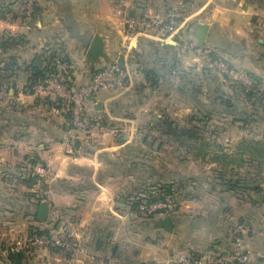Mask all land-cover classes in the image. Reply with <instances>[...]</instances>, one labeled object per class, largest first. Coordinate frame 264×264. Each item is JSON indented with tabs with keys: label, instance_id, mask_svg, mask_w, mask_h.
<instances>
[{
	"label": "crops",
	"instance_id": "1",
	"mask_svg": "<svg viewBox=\"0 0 264 264\" xmlns=\"http://www.w3.org/2000/svg\"><path fill=\"white\" fill-rule=\"evenodd\" d=\"M173 7L186 9L196 39L199 25H208L205 44L216 57L251 75L253 89L222 82L176 43L127 37L116 16L120 10L152 15ZM20 12L19 0H0V252L32 229L54 234L69 229L70 250L31 248L18 264H163L168 256L227 248L232 224L240 221L247 227L246 247L254 264H264V101L255 92L264 89V0H38L31 28L24 26ZM96 35L104 38L108 58L92 68L86 58ZM48 53L73 65L78 87L121 56L130 76L125 88L103 91L87 103L88 113L100 124L89 141L80 140L73 148L65 144L72 126L61 104L27 89L33 67L43 68ZM250 91L253 98L248 97ZM174 94L184 113H192L187 119L197 124L195 132H180L182 143L160 127L171 121L167 113ZM209 120L213 143L200 142L196 150L189 143L202 140ZM223 121L230 135L236 131L229 148L218 143L228 133L222 130ZM161 136L176 138L190 153H217L212 159L199 157L204 160L200 168L209 167L207 175L215 173V182L187 188L188 197L173 216V232L160 227L163 217L147 221L131 210L132 201L154 186H190V180L201 176L191 171L189 159L159 166L154 155L171 149ZM33 156L47 176L33 174L29 182L14 179ZM243 166L255 167L260 174L261 191H250L251 203H242L223 187L227 180L217 177L227 171L238 175L236 170ZM44 196L48 216L40 220L39 201ZM10 256H3L2 264H17Z\"/></svg>",
	"mask_w": 264,
	"mask_h": 264
},
{
	"label": "built area",
	"instance_id": "2",
	"mask_svg": "<svg viewBox=\"0 0 264 264\" xmlns=\"http://www.w3.org/2000/svg\"><path fill=\"white\" fill-rule=\"evenodd\" d=\"M20 7L24 26L33 27L36 24L38 0H22ZM116 16H118L119 25L127 37L143 36L160 43L175 42L183 54L195 55L202 60L205 66L215 70L221 78H232L236 83L243 84L248 90L254 87L255 82L251 75L216 57L211 47L198 42L188 24L190 15L184 7H173L164 13L152 15L133 14L126 10H120ZM44 62L43 75L32 82L31 87L27 89L40 99H53L61 103L70 117L72 126V134L65 140L68 148H73L80 140L89 141L92 130L99 126L100 120L88 113L87 103L96 100L103 91L125 88L130 77L128 71L120 68L117 62L111 63L97 70L90 83L78 87L73 81L74 67L68 60L51 58L48 53ZM29 162V165H23L17 170L14 179L22 181L29 177L26 173L31 176L33 174H39L41 177L47 176L45 169L38 165L34 156ZM44 194L47 195L48 192ZM142 198L148 200L149 197L143 196L134 199L131 203V210L133 214L147 221L155 216L173 217L180 204L175 200L174 195H165L164 200L151 203L144 201L133 210L132 206L139 203ZM47 201L44 196L39 203ZM246 229L244 223L235 221L231 227V242L227 248L169 256L163 264H254V256L246 247ZM31 248L68 251L72 248L71 232L69 229H63L54 234L53 231L32 229L25 238H17L3 253L0 252V264H2L3 256L19 254ZM2 254L4 255L2 256Z\"/></svg>",
	"mask_w": 264,
	"mask_h": 264
},
{
	"label": "rangeland",
	"instance_id": "3",
	"mask_svg": "<svg viewBox=\"0 0 264 264\" xmlns=\"http://www.w3.org/2000/svg\"><path fill=\"white\" fill-rule=\"evenodd\" d=\"M218 58H220V57H218ZM200 61L202 62V60H200ZM213 72H214V75L215 76H217L219 79L222 80V82H225V83L231 82V81L232 82H236L232 78H229V79L228 78L227 79L221 78V76L218 75L215 70H213ZM179 77H180V75H177V77L175 78V81H176L177 84H178V81H179L178 80ZM194 78H196V77H194ZM237 83H235V84H237ZM238 85L243 86V84H241V83H238ZM255 85H256V83H255ZM244 88H246V87H244ZM255 92H256V98L259 99V100H263L264 101V89H257ZM175 95H177V94H174V96H172V98H171V99H173L172 102H171V105L172 106H169L170 108H169V111L167 113V115L169 116V118H171V121L170 120L169 121L167 120L166 123H168V124H166V125L163 124L160 127L161 128H164V129H167V130H173V132H171L173 135L174 134L175 135H180L186 129H189L190 132L191 131L195 132V130L193 129V126H197L196 122L193 123V122H190L187 119L188 116H189L188 114L190 113V111H188V114L187 113H184V111H186V109H184V106L175 97ZM174 98H176V99H174ZM256 102L259 103L258 100H256ZM237 103L240 105L239 102H237ZM190 114H192V113H190ZM206 122H207L206 127L201 132L202 134L200 135L201 136L200 139H202V140L201 141L200 140L198 141V140H192L191 139L192 141L189 143V145L190 146H194L196 148V150H198V148L200 147V142H203L204 141L206 143H208V142L211 143V144L213 143L212 141H210L211 138H212L213 131H214V129H213V121L209 120V121H206ZM222 127H223L222 130L223 129H224V131L225 130H228L227 123L224 122V121L222 122ZM250 128H252V127H250ZM175 131H176V133H175ZM230 131L231 130L229 129L228 130V133L229 134L228 133H227L228 135L227 134H225V135L223 134V136L220 137V141L218 140V143L221 142L220 144L224 145V147H226V148H229V145L231 144L232 139L233 140H236L235 137L233 136L236 133V131L233 129L232 130L233 132H231L232 135H230ZM248 138L249 137H247V139ZM160 139L164 142V146L165 147L168 146L171 149L168 150L169 152H163V153L161 152L160 154L154 155V158L157 160L158 163H160L159 166L166 165V163L175 166L174 165L175 163H181L183 160L189 159L191 161V167H192V170L191 171L192 172H194V171L200 172V175H201L200 178L199 179H196L195 178V181L190 180L192 182V184L190 183L191 185L190 186H187V188H193L194 189L195 186H198V187L200 186L201 187V186H203L202 184H209V182H210V184H213L215 182V179H216L215 178L216 177L215 173L211 172L210 173L211 175H207V174H209V169L210 168L208 167V168H206L203 171V169L200 168V166H202V163L204 162V160H200L199 159V157H201V155L202 156L203 155H206L208 159H212L214 156L217 155V153L215 152V150H212V149L210 151H206L205 150V152H203L201 154L198 153L197 151L190 153V152H187L186 151L187 149H185V148L182 149L181 147H179V145L176 143V141H174L176 138L174 139L173 137H168V136L167 137H162L161 136ZM172 141L176 145H172V143H173ZM157 143L160 144V141H158ZM226 145H228V146H226ZM223 160L225 162L228 161V158H226V155L225 154L223 155ZM249 168H245L244 166L242 168H239L238 167V169L236 170L239 173L238 175H236L235 172H232L231 173V172L227 171L226 173H221V176H220V174H218L217 177L220 178L221 180H222V178L223 179H227L228 182L231 181V180L232 181H235L236 178L239 179V180L241 179V180H245V181H248L249 182L255 175H258L259 174V170L257 168H255V167L254 168L249 167ZM261 172L264 174V169H262ZM192 175H193V173H192ZM251 184L253 186V183H251ZM165 185L174 186L173 187V191L174 192H177L175 195L178 198L179 197H183V196L186 197L188 195V194H186L185 191L180 190L179 189L180 186H178L177 184L172 183V184H165ZM160 186H163V185H160ZM206 187H208V186H206ZM153 190H154V188H153ZM182 191H183V194L184 195L182 194ZM194 192L191 193L190 195L193 196ZM250 193H252V192H250V191L247 192V190L246 191L245 190H240V193H238L237 195H238L239 200H241L242 203H247V202H250L251 201V200L249 201V199H248ZM179 203L180 204L178 205V207L180 209L181 204H182V201L179 202ZM261 209H262V207L259 208V209H257V211L259 212ZM177 211H178V209H177Z\"/></svg>",
	"mask_w": 264,
	"mask_h": 264
},
{
	"label": "trees",
	"instance_id": "4",
	"mask_svg": "<svg viewBox=\"0 0 264 264\" xmlns=\"http://www.w3.org/2000/svg\"><path fill=\"white\" fill-rule=\"evenodd\" d=\"M20 1V6H21V1L22 0H19ZM11 6V5H10ZM10 6L8 5L7 7H6V9L7 10H9V8H10ZM5 9V11H4V13L5 12H7V10ZM42 59V58H41ZM32 71H33V74H32V77H31V79H30V81L28 82V85H27V88H30L31 87V84H32V82H35V80H37L40 76H42L43 75V73H44V68H35V67H33V69H32ZM256 83V82H255ZM253 92H249L248 93V97L249 98H253L254 96H253ZM253 96V97H252ZM59 103V102H58ZM59 104H61V103H59ZM62 106V105H61ZM226 106L227 107H231V105L229 104V102L228 103H226ZM167 122V121H166ZM166 122H163V124H168V123H166ZM170 132H173V130H169ZM175 133H176V131H175ZM175 136H177V139H178V141H180L181 143H182V138H181V135H175ZM194 137V134H191L190 135V138H193ZM29 177L28 178H25V182L27 181V182H29V181H31V179H32V176H31V174H28V173H26ZM259 176H260V174H258V175H255L249 182L248 181H245V180H239V179H236L235 181H225V180H227V179H223L222 178V182H224L225 181V183L226 184H224L223 185V187H225L228 191H232L233 193L235 192L236 194H238V193H240V190H247V192H249V191H256V192H258V193H260V191H261V188H260V184H259V182H258V180H257V178L259 179ZM23 177V176H22ZM251 183H253V186H252V184ZM178 186H180V190H183V191H185L186 192V190H187V184H185V183H183V182H180V183H178L177 184ZM173 187L174 186H171V185H163V186H154L153 188H154V190H152V191H150L149 193H148V195H146V196H148L149 198H148V200H145L146 198H142L140 201H139V203H137V204H135V205H133L132 206V209L133 210H135L136 208V206L138 205V204H142L144 201H148L149 203H151V202H155V201H161V200H164V196L165 195H174V197H175V200L177 201V202H181V201H183L184 199H185V196H183V197H176V193L177 192H174L173 191ZM183 191H182V194H183ZM184 195V194H183ZM186 197H188V196H186ZM23 255H24V252H22V253H19V254H13V255H11L10 256V259L14 262V263H17L18 264V262H20L21 261V258L23 257Z\"/></svg>",
	"mask_w": 264,
	"mask_h": 264
},
{
	"label": "water",
	"instance_id": "5",
	"mask_svg": "<svg viewBox=\"0 0 264 264\" xmlns=\"http://www.w3.org/2000/svg\"><path fill=\"white\" fill-rule=\"evenodd\" d=\"M207 34H208V25L206 24H200L196 33V37L197 40L200 44L204 45L206 42V38H207ZM175 44V42H172ZM171 44V43H170ZM107 59L108 55L106 53V49H105V42H104V38L96 35L95 38L93 39V42L88 50L87 53V62L91 65V67L93 68L94 66H96L99 61L101 59ZM43 63L40 59H38L36 61V66H41ZM118 65L120 68H122L123 70L126 69L125 63H124V56H121L119 61H118ZM208 67V66H207ZM211 168H215V165H209ZM48 216V203L47 202H43L40 205V209L38 212V219L40 220H44L46 219ZM161 228H164L167 232H173L174 228H175V222L173 217L168 216L166 218H164V220L161 222L160 224Z\"/></svg>",
	"mask_w": 264,
	"mask_h": 264
}]
</instances>
